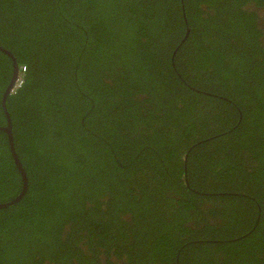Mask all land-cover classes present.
Returning <instances> with one entry per match:
<instances>
[{
  "label": "trees",
  "instance_id": "trees-1",
  "mask_svg": "<svg viewBox=\"0 0 264 264\" xmlns=\"http://www.w3.org/2000/svg\"><path fill=\"white\" fill-rule=\"evenodd\" d=\"M0 46V264H264V0H0Z\"/></svg>",
  "mask_w": 264,
  "mask_h": 264
},
{
  "label": "water",
  "instance_id": "water-1",
  "mask_svg": "<svg viewBox=\"0 0 264 264\" xmlns=\"http://www.w3.org/2000/svg\"><path fill=\"white\" fill-rule=\"evenodd\" d=\"M0 49L3 50L5 53H7L8 55L11 56V53L7 50H5L3 47L0 46ZM13 61H14V72H13V77L9 83V85L7 86L4 94H3V97H2V105H3V108H5V100H6V97L7 95L10 93L12 87L14 86V83H15V80L17 79V75H18V67H17V63L15 62V59L13 58ZM3 130L6 131V133L8 134V140H9V146H10V150H11V153L13 155V158L15 160V163L18 167V169L20 170L21 172V175H22V179H23V190H22V193L17 197L15 198L14 200L8 202V203H3V204H0V208H3V207H7L8 205L16 202L24 193H25V187H26V175H25V172L21 166V163L19 162L16 154H15V151H14V148H13V141H12V134H11V129H10V121L8 119V125L3 128Z\"/></svg>",
  "mask_w": 264,
  "mask_h": 264
},
{
  "label": "rangeland",
  "instance_id": "rangeland-1",
  "mask_svg": "<svg viewBox=\"0 0 264 264\" xmlns=\"http://www.w3.org/2000/svg\"><path fill=\"white\" fill-rule=\"evenodd\" d=\"M105 256L102 254V259L104 258Z\"/></svg>",
  "mask_w": 264,
  "mask_h": 264
},
{
  "label": "bare ground",
  "instance_id": "bare-ground-1",
  "mask_svg": "<svg viewBox=\"0 0 264 264\" xmlns=\"http://www.w3.org/2000/svg\"><path fill=\"white\" fill-rule=\"evenodd\" d=\"M4 111V110H3Z\"/></svg>",
  "mask_w": 264,
  "mask_h": 264
}]
</instances>
